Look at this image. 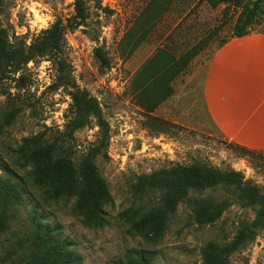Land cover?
Returning a JSON list of instances; mask_svg holds the SVG:
<instances>
[{"label":"rangeland","instance_id":"rangeland-1","mask_svg":"<svg viewBox=\"0 0 264 264\" xmlns=\"http://www.w3.org/2000/svg\"><path fill=\"white\" fill-rule=\"evenodd\" d=\"M75 1L0 0V36L12 51L26 53L57 19L64 25L75 19ZM253 1L232 0L213 8L208 0H99L110 12L89 1L81 25L66 33L70 85L59 82L49 58L28 62L21 58L20 63L0 59V113L18 111L12 124L0 128V176L2 168L8 167L27 193L3 240L23 236L32 226V215L43 213L46 222L63 227V237L82 256V264H112L134 248L154 252L153 264H204L203 249L209 242H228L242 222L253 221L255 210L241 206L248 198H241L235 187L220 184L203 195L190 193L196 199L232 204L215 225H198L187 201L170 217L160 236L138 224L159 198L158 194L141 198L140 181L177 165L201 163L241 172L243 184L257 187L264 196V156L246 153L218 136L204 109L200 81L192 79L222 39L230 36L243 6ZM160 5L169 6L163 10ZM220 25L190 72L174 81V94L148 114L130 92L137 71L158 49L169 48L179 56ZM255 27L263 29L264 18ZM130 30L145 38L132 55L123 56L121 40ZM97 48L106 53L109 67L96 57ZM72 91L95 99L108 133L105 156L95 160L111 196L101 222L86 218L76 196L54 197L38 186L33 166L22 154L29 153V140L38 134L49 141L58 139L77 164L91 154L101 129L90 119L84 128L72 130ZM149 115L171 126L159 127ZM234 160L245 161L249 169L237 170ZM12 261L0 245V264ZM229 264H264V228H257L255 239L233 253Z\"/></svg>","mask_w":264,"mask_h":264},{"label":"trees","instance_id":"trees-1","mask_svg":"<svg viewBox=\"0 0 264 264\" xmlns=\"http://www.w3.org/2000/svg\"><path fill=\"white\" fill-rule=\"evenodd\" d=\"M94 1L97 8L104 12L110 9L103 7L99 0H76L75 19L64 25L62 19H57L48 29L42 31L31 44L26 53L12 51L7 42L0 36V59L13 60L20 63L34 61L37 58H49L57 68L59 82L70 85L67 78L68 55L66 33L68 28H77L86 18V3ZM232 0H208L210 6L216 8L222 3ZM170 4V3H167ZM166 10L169 5L162 6ZM163 12V11H162ZM264 18V0H255L244 5L239 13L229 37H243L251 33L255 26ZM220 25L205 39L195 44L181 55H175L169 48H160L154 56L148 59L137 71L131 84L130 92L133 98L146 108L148 114L153 113L161 104L174 94V81L190 72L194 60L201 55L204 46L215 38ZM143 35H135L128 31L121 40L123 56L132 55L144 41ZM227 38L222 39L225 43ZM213 53V52H212ZM96 57L102 66L109 67V59L101 48L96 49ZM73 99L72 130H80L96 120L101 129V137L93 145L91 154L77 164L72 152L58 140H47L38 134L29 140L30 151H22L24 161L33 166V176L38 186L45 188L54 197L76 196L78 207L91 222H101L106 214L105 206L111 196L106 181L101 176L96 159L108 145V133L100 114V107L93 97L84 92H71ZM17 109L0 113V128L14 122ZM148 119L157 122L159 127L171 126L154 115ZM249 154L261 153L242 149ZM264 156V155H263ZM4 175L0 176V245H4L12 264H82L83 258L74 249L71 241L63 237V227L46 222L47 217L34 213L31 217V228L16 239L3 238L11 231L16 219L18 206L26 202V190L14 180L20 178L8 167L2 168ZM244 175L234 170L223 171L218 167L201 163L190 166L177 165L169 170L160 171L140 181L141 198L159 195L157 203L149 208L139 221V225L147 228L152 235L160 236L167 229L171 216L179 206L189 203L194 221L200 226L215 225L221 220L232 204L215 202L211 199L193 198L190 193L199 195L208 189H214L220 184L233 186L241 198L247 201L241 203L243 208L255 210L253 221H244L238 227L235 236L228 242H209L203 249L204 264H229L230 256L244 248L255 239L257 228H264V196L254 186L244 185ZM7 243V244H6ZM155 253L145 249H130L123 258L112 261V264H153Z\"/></svg>","mask_w":264,"mask_h":264},{"label":"crops","instance_id":"crops-1","mask_svg":"<svg viewBox=\"0 0 264 264\" xmlns=\"http://www.w3.org/2000/svg\"><path fill=\"white\" fill-rule=\"evenodd\" d=\"M210 124L225 142L264 155V28L229 37L193 73ZM237 170L246 162L234 160Z\"/></svg>","mask_w":264,"mask_h":264}]
</instances>
